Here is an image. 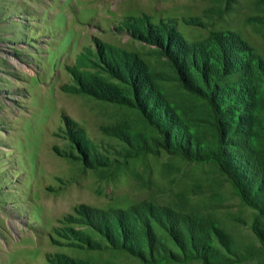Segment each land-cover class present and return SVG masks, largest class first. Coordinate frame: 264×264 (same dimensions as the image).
<instances>
[{"label": "rangeland", "instance_id": "1", "mask_svg": "<svg viewBox=\"0 0 264 264\" xmlns=\"http://www.w3.org/2000/svg\"><path fill=\"white\" fill-rule=\"evenodd\" d=\"M0 264H264V0H0Z\"/></svg>", "mask_w": 264, "mask_h": 264}]
</instances>
